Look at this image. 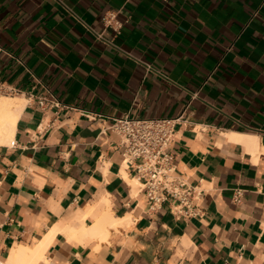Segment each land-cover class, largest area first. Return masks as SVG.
I'll use <instances>...</instances> for the list:
<instances>
[{
	"label": "crops",
	"instance_id": "0c3cea01",
	"mask_svg": "<svg viewBox=\"0 0 264 264\" xmlns=\"http://www.w3.org/2000/svg\"><path fill=\"white\" fill-rule=\"evenodd\" d=\"M0 79L26 99L0 145V264H264V0H0ZM189 103L172 149L203 217L155 215L109 126ZM105 217L125 223L94 234Z\"/></svg>",
	"mask_w": 264,
	"mask_h": 264
},
{
	"label": "built area",
	"instance_id": "2783aa9c",
	"mask_svg": "<svg viewBox=\"0 0 264 264\" xmlns=\"http://www.w3.org/2000/svg\"><path fill=\"white\" fill-rule=\"evenodd\" d=\"M102 22L104 31L110 30L114 37H118L129 21L120 20L116 11H108ZM96 36L113 46V40L105 39L103 33H96ZM147 68L154 71L150 66ZM18 94L17 88L0 79V97H14ZM192 98H199V92L194 93ZM39 103L43 108L48 105L45 99H40ZM190 106L191 103L176 118H137L125 115L115 118L109 126L120 138L124 165L133 167L142 182L149 213L158 215L166 203H171L170 212L176 219L203 217L200 202L205 191L176 175V153L172 149L176 127ZM93 119L103 120V117L97 115Z\"/></svg>",
	"mask_w": 264,
	"mask_h": 264
},
{
	"label": "bare ground",
	"instance_id": "6f19581e",
	"mask_svg": "<svg viewBox=\"0 0 264 264\" xmlns=\"http://www.w3.org/2000/svg\"><path fill=\"white\" fill-rule=\"evenodd\" d=\"M25 105H26L25 98L6 97V96L0 98V145H9L13 142L16 124ZM102 220L106 222L102 223V221H99L98 222L99 224L96 223L97 227H96V231H94V234H102L104 231L107 230L108 226H116L125 223L124 220H119V221L117 220V222H113L114 220L112 221L111 218L106 220V217L105 219ZM75 230L77 229H74V231ZM81 230L79 229L77 231H81ZM74 233H76L77 235L76 231ZM30 253H32L31 250L26 248L23 249L21 252L16 253L15 257L26 259Z\"/></svg>",
	"mask_w": 264,
	"mask_h": 264
},
{
	"label": "rangeland",
	"instance_id": "374dc122",
	"mask_svg": "<svg viewBox=\"0 0 264 264\" xmlns=\"http://www.w3.org/2000/svg\"><path fill=\"white\" fill-rule=\"evenodd\" d=\"M6 97H10V96H6ZM1 98V97H0Z\"/></svg>",
	"mask_w": 264,
	"mask_h": 264
}]
</instances>
